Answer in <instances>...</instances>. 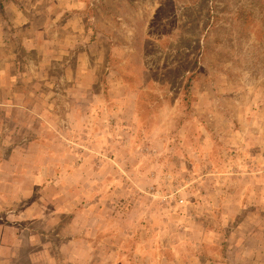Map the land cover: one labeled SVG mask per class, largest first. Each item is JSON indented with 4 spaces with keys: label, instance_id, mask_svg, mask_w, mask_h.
Here are the masks:
<instances>
[{
    "label": "rangeland",
    "instance_id": "1",
    "mask_svg": "<svg viewBox=\"0 0 264 264\" xmlns=\"http://www.w3.org/2000/svg\"><path fill=\"white\" fill-rule=\"evenodd\" d=\"M44 2L0 89L7 263L264 264V0Z\"/></svg>",
    "mask_w": 264,
    "mask_h": 264
},
{
    "label": "crops",
    "instance_id": "2",
    "mask_svg": "<svg viewBox=\"0 0 264 264\" xmlns=\"http://www.w3.org/2000/svg\"><path fill=\"white\" fill-rule=\"evenodd\" d=\"M45 0H0V89L2 86L10 84L11 80H13L11 74H7V69L10 66L9 62L11 60L9 59V54L15 53L14 49H11L10 47L20 45L24 48V50H40V47L44 45V43H50L52 42V38L48 35H45L44 32L37 29V35L32 38V36L27 35L29 32L22 33L20 35L19 31H16L17 28L25 27L27 24L31 21V18L34 17L36 9L39 5L45 4ZM60 2V10L62 13L68 12L67 19L72 20L75 18V16H79L80 10H78L81 0H57ZM77 7V8H76ZM9 24V29H5L4 25ZM11 24V27H10ZM38 28V27H37ZM9 55V56H8ZM11 79V80H10ZM11 161V159H0V169L3 166L4 162ZM8 196V195H7ZM19 197L17 195L14 196V193L11 194L8 197ZM3 193L0 192V211L3 210L4 201H3ZM10 228L13 230V234L9 237H6L3 233V228L7 226H4L3 224H0V264H8L5 257V250L8 249V244H15L17 236L21 234L22 231L25 229H29L28 226L25 227L22 224H11ZM20 227V228H18ZM18 229V233L16 234L15 231ZM26 241H30V237H25ZM24 243L23 239L19 241V244L16 245L15 248L11 249L10 256L12 257V260H18V252H13V249H17ZM6 246V247H5ZM34 250V251H33ZM32 251L28 252L29 262L28 264H40L39 260H41L42 264H60L61 261L67 260L64 254H59V256H54L53 254H49L46 252L48 250L47 248H40L39 250L33 249ZM83 250V249H82ZM89 254V253H87ZM84 255L79 254L76 252L75 257L71 258L69 256L68 259L74 260L73 264L77 262L79 259H82ZM183 259H186L185 257ZM96 261V264H99V259L97 258V255H94L91 253V264ZM160 261V259H159ZM77 264V263H76ZM183 264H197L195 260H183Z\"/></svg>",
    "mask_w": 264,
    "mask_h": 264
}]
</instances>
